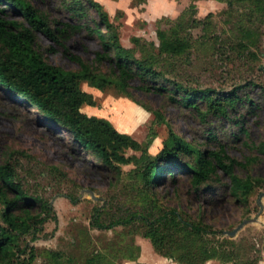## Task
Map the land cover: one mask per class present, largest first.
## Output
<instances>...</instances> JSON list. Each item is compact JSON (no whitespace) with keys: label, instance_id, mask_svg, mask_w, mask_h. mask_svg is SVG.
I'll return each mask as SVG.
<instances>
[{"label":"rangeland","instance_id":"374dc122","mask_svg":"<svg viewBox=\"0 0 264 264\" xmlns=\"http://www.w3.org/2000/svg\"><path fill=\"white\" fill-rule=\"evenodd\" d=\"M30 1L52 25L74 22L59 0ZM95 1L104 7L118 27L121 44L126 48L135 47L133 38L158 45L157 32L169 33L182 18L186 31L204 45L198 44L187 60L177 62L176 70L168 77L197 89L212 88L222 92L239 89L238 93L244 98L248 95L253 106L249 110L250 103L246 102L229 118L209 117L203 122L195 111L171 103L168 94L143 91L138 80L132 79L128 96L115 86L99 90L82 82L81 89L92 95L95 104L83 105L81 111L109 120L119 132L130 135L142 149H147L152 157L159 153L172 132L182 140L199 144L202 149L213 148L221 142L228 155L238 161L257 157L248 170L236 167V174L244 176L249 172L264 180V155L250 148L251 144L264 142V16L251 17V8L246 3L229 5L219 0ZM4 16L20 20L11 9H6ZM89 16L96 18L93 10ZM242 27L251 29L254 41L248 48L241 49L242 53H237L238 49L230 47L241 41L239 30ZM36 45L49 63L65 70L78 69L75 62L40 32L36 33ZM67 46L89 63L100 49L98 39L84 29L71 33ZM100 68L109 72L106 63ZM134 100L159 111L164 121ZM240 127L245 132H241ZM209 131H213L216 140L209 142ZM141 154L142 151L127 149L124 155L130 158L129 163L118 165V170L106 167L79 147L69 132L51 124L29 100L0 87V164L10 161L25 191L48 200L57 216V221L50 220L44 225V236L33 243L39 251L60 252L64 261L67 258L82 260L94 248L100 249L114 241L123 245L131 240L140 248L139 258L136 261L116 259L114 264H158L162 261L164 257L154 252L148 239L141 234L132 236L133 229L118 226L112 230H97L90 225L94 207L104 206L113 213L117 212V207L129 205L130 188L138 181L140 167L133 157ZM219 175L221 183L228 184L229 177L221 172ZM188 189L186 175L177 185L156 187L159 194L171 199V205L181 207L194 217L201 214L206 223L219 231L218 238L232 239L244 259H258V264H264V181L250 194L247 207L236 203L224 188L186 195ZM2 210L0 203V213ZM246 219L251 221L233 237L223 233L233 231ZM86 232L93 244L80 249L77 243ZM34 264H46L45 257L40 254ZM208 264L231 263L211 260Z\"/></svg>","mask_w":264,"mask_h":264},{"label":"trees","instance_id":"16d2710c","mask_svg":"<svg viewBox=\"0 0 264 264\" xmlns=\"http://www.w3.org/2000/svg\"><path fill=\"white\" fill-rule=\"evenodd\" d=\"M59 1L74 22L52 25L30 0H0L3 5L0 7V87L29 100L51 124L69 132L79 147L106 167L118 170V165L129 163L130 158L124 155L127 149L142 151L140 157H133L140 167L138 181L130 188L129 205L117 207V212L113 213L104 206L94 207L91 228L112 230L121 226L133 229L132 236L141 234L149 240L155 253L177 264H206L211 260L258 264V259H244L232 239L218 238L219 231L206 223L201 214L194 217L181 207L171 205V199L156 191L157 185H177L186 175L189 185L186 195H198L220 187L236 203L247 207L250 194L264 180L249 172L240 176L235 168L248 170L257 157L238 161L228 155L221 142L213 148L202 149L199 144L182 140L173 132L159 153L152 157L147 149H142L130 135L119 132L109 120L81 111L83 105L93 106L95 101L80 84L87 82L99 90L115 86L128 96L129 81L137 79L141 90L168 94L171 103L195 111L203 122L209 117L229 118L246 102L250 103V110L253 104L248 95L242 97L239 89L230 92L197 89L168 77L176 70L177 62L187 60L198 44L204 45L186 31L182 18L169 33L157 32L158 45L133 38L135 47L126 48L121 44L118 27L100 3L95 0ZM219 1L229 5L246 3L251 8V17L264 16V0ZM6 9L18 14L20 20L6 18ZM91 10L96 14L95 19L89 16ZM83 29L100 44L92 63L72 53L67 46L71 33ZM239 31L241 41L230 49L242 53L241 49L253 44L254 34L247 27ZM37 32L60 48L78 69L65 70L49 63L36 45ZM103 63L109 67L108 73L101 70ZM134 102L164 121L159 111ZM235 123L241 125V122ZM240 131L245 132V129L240 127ZM208 134L209 142L217 139L213 131ZM250 148L264 155L263 141L251 144ZM219 172L229 177L228 184L221 183ZM0 203L3 205L0 264H34L40 254L45 257L46 264H59L61 260V264H114L116 259L136 261L139 258L140 248L131 240L123 245L114 241L100 249L94 248L82 260L67 258L64 261L60 252L39 251L33 243L44 236V225L50 220L57 221V216L48 200L25 191L10 161L0 164ZM91 243L88 232L82 233L77 247L85 249Z\"/></svg>","mask_w":264,"mask_h":264},{"label":"water","instance_id":"95a60500","mask_svg":"<svg viewBox=\"0 0 264 264\" xmlns=\"http://www.w3.org/2000/svg\"><path fill=\"white\" fill-rule=\"evenodd\" d=\"M89 193L94 198L93 192L89 191ZM250 221H251L250 219H246L236 229H234L233 231H224L223 233L228 235V236H230V237H233L237 233V231H239L244 225H246Z\"/></svg>","mask_w":264,"mask_h":264},{"label":"crops","instance_id":"0c3cea01","mask_svg":"<svg viewBox=\"0 0 264 264\" xmlns=\"http://www.w3.org/2000/svg\"><path fill=\"white\" fill-rule=\"evenodd\" d=\"M158 256V255H157ZM166 258H164L162 261H159V263L158 264H177V263H175V262H173L172 260H165ZM208 262H210V261H208ZM208 262L206 263V264H208ZM131 263H134V262H131Z\"/></svg>","mask_w":264,"mask_h":264}]
</instances>
